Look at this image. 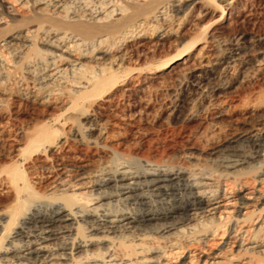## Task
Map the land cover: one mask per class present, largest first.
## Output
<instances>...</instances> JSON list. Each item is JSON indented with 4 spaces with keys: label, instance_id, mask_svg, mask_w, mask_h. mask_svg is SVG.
<instances>
[{
    "label": "bare ground",
    "instance_id": "6f19581e",
    "mask_svg": "<svg viewBox=\"0 0 264 264\" xmlns=\"http://www.w3.org/2000/svg\"><path fill=\"white\" fill-rule=\"evenodd\" d=\"M238 1L0 0V117L15 97L40 112L0 122V264H264V90L243 119L215 113L204 136L231 129L225 144L175 157L121 149L124 118L105 114L145 92L140 68L116 72L165 42L176 122L264 73V35L222 40Z\"/></svg>",
    "mask_w": 264,
    "mask_h": 264
},
{
    "label": "rangeland",
    "instance_id": "374dc122",
    "mask_svg": "<svg viewBox=\"0 0 264 264\" xmlns=\"http://www.w3.org/2000/svg\"><path fill=\"white\" fill-rule=\"evenodd\" d=\"M260 6L261 4L259 2L251 3L248 0H239L235 6L230 24L224 29L225 32L222 40L231 39L238 33H246L250 37L259 34L264 35V15H262L263 12ZM29 9L31 12L33 11V7ZM22 12L26 11L22 10ZM260 15L262 16L260 17ZM196 16L197 15L195 14L187 19L185 32L187 31L189 33L186 32L189 37L190 35L193 37L196 33L195 28L198 24ZM10 19L11 18H8L10 23H13ZM209 19L212 20L210 21ZM205 23L215 24V27L218 29L226 26L223 21L218 20V18H214L213 20L211 16L206 18L202 25ZM150 48H152L153 51H151ZM173 49L176 50V45L171 42H165L164 44L155 47L150 46L149 52L146 51V53L142 54L140 58L133 56L132 60H134H131L132 62L130 61L131 65L116 72V75L118 74L117 76H119L120 85L125 86L127 83L125 72L134 66L140 68L143 73V83L141 82V86L145 89V92L134 93L124 101H121L118 106L108 109L105 113H109L108 116L110 117V120L124 118L122 121L123 125H121L122 128L120 129L122 134L117 140V144H120L121 149L133 148L134 153L136 152L135 154L138 156L160 157L166 155L179 156L180 153H185L190 148L203 149L208 144H210V146L212 144H225L231 139L230 136L232 137V135H234V132L231 131V129H226L220 134L218 133L213 140L214 142L209 141V143H207V139L204 136L205 129H208L211 125L215 113L219 111V109H224L227 114L225 119L227 122L243 119L245 116L252 113L254 106L252 103H254L253 101L256 98V93L260 90H264V73H262L250 81L233 85L225 94L227 100L225 99L222 105H218L219 108L218 106L205 104V106L207 105V108L205 106H202L201 108L199 107L193 120L176 122L169 117L168 109L171 103L170 95L174 91V87L179 83L183 67L180 66L174 71L164 72L163 74L156 72L157 68L174 53L175 50ZM196 54L197 52L195 51L191 52L190 56L192 57V61ZM217 82L214 81L215 84ZM147 86L150 87L147 88ZM19 102H21L20 99L17 97L13 98L12 102H10L12 104L8 106L10 113H8V109H6L4 110L3 116L0 117V122L12 118H16V120L18 119L17 121H11L15 124L14 128L17 131L22 127H26L28 122H32V119H35L40 113L32 103L25 101L20 104ZM18 111H20V113ZM102 120L105 121L106 119H103L102 117ZM67 121L66 125L69 126L74 123L72 121ZM83 122H85V120L79 118L78 122L74 123V126H82ZM66 125L58 124L55 128H58L61 132L63 131V134L68 136V132L66 131L68 128ZM71 143L74 145V142ZM117 144L115 142L110 143L113 147ZM82 152L85 151H81V153Z\"/></svg>",
    "mask_w": 264,
    "mask_h": 264
}]
</instances>
